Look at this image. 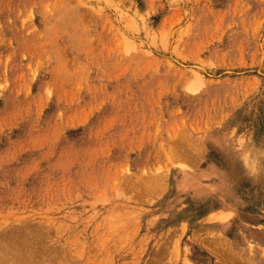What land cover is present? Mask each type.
I'll return each instance as SVG.
<instances>
[{"label": "rangeland", "instance_id": "1", "mask_svg": "<svg viewBox=\"0 0 264 264\" xmlns=\"http://www.w3.org/2000/svg\"><path fill=\"white\" fill-rule=\"evenodd\" d=\"M0 264H264V0H0Z\"/></svg>", "mask_w": 264, "mask_h": 264}]
</instances>
